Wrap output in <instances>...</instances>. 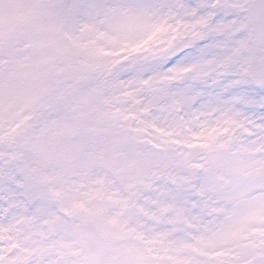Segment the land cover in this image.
Masks as SVG:
<instances>
[{
    "label": "snow or ice",
    "instance_id": "obj_1",
    "mask_svg": "<svg viewBox=\"0 0 264 264\" xmlns=\"http://www.w3.org/2000/svg\"><path fill=\"white\" fill-rule=\"evenodd\" d=\"M0 264H264V0H0Z\"/></svg>",
    "mask_w": 264,
    "mask_h": 264
}]
</instances>
